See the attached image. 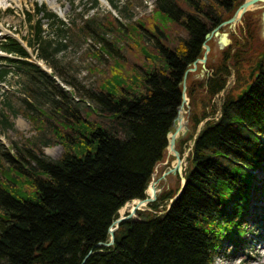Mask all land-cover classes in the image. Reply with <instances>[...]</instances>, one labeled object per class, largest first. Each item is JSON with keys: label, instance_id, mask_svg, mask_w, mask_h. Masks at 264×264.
<instances>
[{"label": "trees", "instance_id": "1", "mask_svg": "<svg viewBox=\"0 0 264 264\" xmlns=\"http://www.w3.org/2000/svg\"><path fill=\"white\" fill-rule=\"evenodd\" d=\"M110 1L117 10V3ZM241 1L183 0V8L177 0H156L149 17L125 25L112 20L114 12L101 22L88 18V12L79 16L81 24L69 19L71 30L76 27L78 34L93 39L91 55L99 61L121 52L107 39L109 32L121 34V41L127 35L141 42L136 59L114 58L109 71L99 74V84L88 90L92 106L82 108L63 90L53 97L43 91L45 82L57 83L35 61L25 59L18 40L7 36L0 43L6 52L22 57L7 60L28 74L23 100L29 122L41 136L49 128L64 146L57 159L46 157L30 138L16 155L1 153L0 264H212L223 238L237 245L244 240L252 198L264 192V180L257 183L250 171L264 168V58L250 90L240 99L226 93L219 116L207 118L193 133L209 116L203 108L213 107L211 99L223 89L230 66L237 83L249 82L243 66L255 32L248 23L246 41L235 36L238 47L233 43L231 52L230 43L222 49L217 63L207 65L211 67L205 82L187 72L190 131L178 139L177 149L182 153L183 141H193L179 192L180 181L162 188L147 208L136 210L138 216L119 222L112 243L97 245L109 241L108 228L118 209L145 196L153 169L165 159L184 72L202 57L206 34ZM33 10L26 17L27 43H36L38 58L47 61L64 43L56 40L53 47L50 40L42 41V17L63 21L44 6ZM199 64L196 69H201ZM6 73L0 69V80ZM197 95L204 103L201 108ZM42 100H50L48 114L36 106ZM1 114L0 123L10 125L9 115ZM260 216L264 221V212Z\"/></svg>", "mask_w": 264, "mask_h": 264}, {"label": "rangeland", "instance_id": "2", "mask_svg": "<svg viewBox=\"0 0 264 264\" xmlns=\"http://www.w3.org/2000/svg\"><path fill=\"white\" fill-rule=\"evenodd\" d=\"M111 1L117 3V10L112 8L108 0H98L96 3L97 5H94V7L92 8L90 5L91 0L0 1V41L4 40L7 35L24 37L25 39L30 37L29 24L26 20V11H28L29 15L32 16V8L35 5L44 6L47 11L55 12L58 15L59 19L63 22H56L54 20H49L42 17V28L44 30V33H42V41L50 40L52 42L51 45L54 47L56 40H60L62 43H64L62 44L63 46L55 50L53 49V54H51V56L46 61L38 58L39 48L37 44L33 42V45H35L36 56L30 57V59L38 62L41 67L48 71V73H51V75L55 79L54 82L57 83L56 85H52L51 82H45L46 88H44L43 91L46 94H48L50 97H53L55 94H57V92L63 90L69 94L70 98H68L73 104H77L80 108H82L83 105H86L88 103L92 104L87 97L88 90L95 87L96 84H99L98 82L101 78L99 74H101L105 70L109 71L108 66L114 62V58L123 56V58L133 57V59H136L135 57H137L136 55H138L137 48L140 47L141 42H135L132 40V38H128L127 35L125 36L124 41H121V34L119 35L109 32L106 35L107 39L114 43L116 42L115 44L119 47L121 52H119L118 56V52H116L115 49L116 54L114 53L109 55V58L105 55L103 59L100 60V62L91 55L90 48L93 47V39H89L87 37L85 38L82 34H78L77 31H74L76 27L71 30V23L69 19L72 18L76 21L77 24H81L80 20L78 19L79 16L82 13L88 12V18L96 19V21L101 22L104 20V18L107 17L108 14L113 15L112 12H114V17L111 16L112 20L116 21L118 24L123 23L125 25L129 24L133 21V19H136L138 17H149L151 8L154 6L156 0ZM177 1L181 7L185 8L181 4L183 0ZM125 8H128L131 13L128 14L125 11ZM232 13H227V15L230 16L232 15ZM129 16H131L132 18ZM247 23L253 28L255 32V38H253V49L250 53L247 54L249 59L247 58L248 60L244 61L243 74L244 76H246V78L248 77L249 70L252 69V66L255 64V60H252V58L255 57L256 54L263 52L261 51V49L257 51V48H264V5L262 2L256 3V6L253 9L245 11L235 23L225 26V30L228 31V35L231 38V44L229 43L230 45L233 46L235 36L240 42L246 41ZM60 29H63V31H61ZM116 39H119V42H117ZM207 43L210 45V50L207 54L204 68H202L199 64L201 69L197 68L191 71L192 75L190 76V78L197 79L202 82H205L206 74L210 72L209 68L211 67V65L208 67L207 65L217 63L222 55V49L228 45L227 44L223 48H221L222 44L219 41L218 37H216L215 39L211 37L207 41ZM235 45L236 44L234 43V46ZM261 45H263V47H261ZM234 46L231 48V52H233ZM235 47L238 46L236 45ZM2 56L11 58L15 55L5 53L0 50V67H4L3 65H5V61L1 58ZM17 57L19 56H16V58ZM10 67L11 68L6 76L5 81L0 82V119L2 118L1 113L3 112L4 114L9 115L10 120V125H4L0 123V156L1 153L5 150L9 151L11 155H16L18 151L23 148V143H25L26 138H30L33 143L40 145L46 157L57 159L64 151L63 144L53 136L49 128H47L41 136L39 131H36L33 124L29 122V117L27 114L28 111H24L25 103L23 97H27V95L24 94L23 89L25 87L24 83L28 74H26L22 70L19 71L16 64L11 65ZM92 67H98L99 70L96 72L98 74L89 70ZM229 70L230 73L225 79L223 89L214 94L211 99L210 103L211 105H213V107L208 104L205 108H203L206 113L209 112V116L199 122L193 134H196L198 132V130L204 125V121L207 118L216 119L219 116L220 104L223 98L226 96V93L230 92L237 94L240 89L245 86V84L242 85L241 83L236 82V74L232 69V66H230ZM41 85L43 86V84ZM69 91L71 92V94L69 93ZM195 100L198 108L203 107L204 103H200V101L198 100V95L195 97ZM41 103L42 104L40 105L36 104V106L40 107L44 114H48L50 112V100H42ZM191 106L192 105L189 98L188 107H186V105L184 106L185 121L186 118H188V113L191 111ZM211 109L214 112H211ZM34 112L36 111L34 110ZM189 124L190 123L188 122L187 125L189 126ZM189 131L190 126L185 135H187ZM38 139L41 141L38 142ZM192 141L193 138L183 141L181 145L182 153L179 152L182 158L181 165L176 169L175 172H168L163 175V172L167 171L174 164V156L169 155L168 158L166 157L167 154H165V159L158 162L156 167L153 169V178L157 180L155 186L156 197L157 193L160 192L162 188H166L168 186L171 187L181 181V179L183 178L182 172L185 170L187 164L186 155L188 154V151L192 145ZM177 145L178 140L176 148ZM1 157L4 161L3 156ZM255 172L257 178L256 182L259 183L258 179L264 178V170H256ZM153 178H151V180ZM145 190L147 191V188ZM146 193L148 192H145V196L147 195ZM259 197L261 198H252L250 214L248 215L245 221V225L243 226V242L239 245H236L229 239L223 238L221 241V247L215 254L212 264H258L259 262L260 264H264V251L261 250L260 252L258 250L259 253H256L258 246H260L261 242L264 241V221L260 216V214L264 212V192L259 194ZM133 200H131L130 202H132ZM120 208L118 209V215L124 214L130 210L126 208V210L121 212ZM145 208H147V205L143 204L139 209L143 210ZM136 216H138L137 212H135V217ZM260 240L262 241L259 242ZM250 245L251 247L249 248ZM243 249H246V253H241ZM248 249L251 250V256H255L258 254H260V256H257L258 258H248V255H250V253L247 252Z\"/></svg>", "mask_w": 264, "mask_h": 264}, {"label": "water", "instance_id": "3", "mask_svg": "<svg viewBox=\"0 0 264 264\" xmlns=\"http://www.w3.org/2000/svg\"><path fill=\"white\" fill-rule=\"evenodd\" d=\"M254 2H262L264 5V0H242L239 3V5L235 8V10L233 11L232 15L229 18L222 20L209 33H207L206 38L203 41L204 52H203L202 57L196 58L192 62V66L187 68L186 71L184 72L183 80H182L181 102L179 103V105L177 107L176 115L173 118V129L169 130L167 132V135H166V139H167V146H166L167 156L166 157H169V155H173L174 156V164L167 171L163 172V175H165V173H168V172H175L176 169L178 167H180L181 161H182L181 155L176 148V142L180 137H182L187 132V130L189 128V126L187 125L188 118H186V121L184 124L181 123V121L179 122V120H180L179 114L181 112V109H183L185 105H186V107H188V99H187V95H186V75H187V72L195 70L198 62H201L202 67H204V63L207 59V54L210 50V45L207 43V41L211 37L213 39L218 37L219 41L222 44L221 48H223L225 45H227L231 42V38L228 35V31L225 30V26H228L230 24L235 23L241 17V15L245 11L248 10L247 9L248 6ZM263 28H264V26H263ZM220 29H222V30H220ZM263 57H264V52H260V53L256 54L255 57L252 58V60H255V64L252 66V69L249 70V74H248L249 82L246 83L245 86L242 87L240 89V91L237 93V95H236L237 99H240L246 92H248L250 90L251 85H252L251 81H252L254 76L255 77L258 76V70L261 66V61H262ZM187 117H188V115H187ZM145 192H147V191H145ZM146 194L147 195L143 198H135L136 201H135V204L133 205V207L128 212L118 215L112 221V223L110 224V226L108 228V231L110 234L109 241L108 242H99L97 245H100V244L104 245V244L112 243L113 238H114L113 232L117 228L119 222L124 220V219L130 218V217H135V212L137 209L140 208L141 205L147 204L148 202H151L156 198L155 190L152 193H146Z\"/></svg>", "mask_w": 264, "mask_h": 264}, {"label": "bare ground", "instance_id": "4", "mask_svg": "<svg viewBox=\"0 0 264 264\" xmlns=\"http://www.w3.org/2000/svg\"><path fill=\"white\" fill-rule=\"evenodd\" d=\"M0 1H3V0H0ZM56 1V0H55ZM256 3H258V2H254V3H251L249 6H248V10H251V9H253L255 6H256ZM247 10V11H248ZM187 95V94H186ZM188 99V98H187ZM184 108L183 109H181V112H180V117H179V122L181 121V123H185V119H184ZM182 118V119H181ZM184 126V125H183ZM151 178H153V174H152V177ZM156 183H157V180L156 179H150V183L148 184V186H147V192L148 193H152V192H154V190H155V192H156ZM135 199L132 201V202H130V201H127L123 206H121V208H120V211L121 212H123L124 210H126V208L127 209H131L132 207H133V205L135 204ZM258 250L261 252V250H263L264 251V241H262L261 242V246L260 247H258ZM257 256H260V254H258V255H255V258H258ZM258 264H260V262L258 263Z\"/></svg>", "mask_w": 264, "mask_h": 264}]
</instances>
